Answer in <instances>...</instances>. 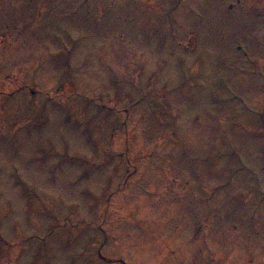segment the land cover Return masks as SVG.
<instances>
[{
	"label": "rangeland",
	"instance_id": "obj_1",
	"mask_svg": "<svg viewBox=\"0 0 264 264\" xmlns=\"http://www.w3.org/2000/svg\"><path fill=\"white\" fill-rule=\"evenodd\" d=\"M0 264H264V0H0Z\"/></svg>",
	"mask_w": 264,
	"mask_h": 264
}]
</instances>
